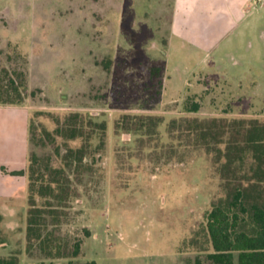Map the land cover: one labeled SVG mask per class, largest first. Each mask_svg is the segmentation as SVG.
Masks as SVG:
<instances>
[{"label":"rangeland","instance_id":"rangeland-1","mask_svg":"<svg viewBox=\"0 0 264 264\" xmlns=\"http://www.w3.org/2000/svg\"><path fill=\"white\" fill-rule=\"evenodd\" d=\"M153 65L164 67L160 79L151 80ZM2 67L26 73L20 108L29 133L25 180L0 197L4 254L24 252L31 155L61 167L57 148L85 144L54 134L72 113L87 133L90 119L105 125L58 208L55 235L82 238V255L50 261L34 251L24 264H196L211 250L206 214L224 196L223 182L213 157L169 124L264 121V0H0ZM188 96L199 112L184 111ZM127 115L163 121L150 133L128 131Z\"/></svg>","mask_w":264,"mask_h":264},{"label":"trees","instance_id":"trees-1","mask_svg":"<svg viewBox=\"0 0 264 264\" xmlns=\"http://www.w3.org/2000/svg\"><path fill=\"white\" fill-rule=\"evenodd\" d=\"M152 79L162 77L164 67L152 66ZM159 86L162 81L159 80ZM26 73L20 69L0 68V106H20L27 93ZM200 101L188 96L184 111L197 113ZM127 130L146 127L154 131L162 121L158 116H124ZM134 120V121H133ZM84 118L72 113L57 120L54 134L66 140L85 141L78 149L67 148L64 154L56 149L63 166L54 167L51 157L32 154L28 166L29 194L26 220V250L29 256L38 251L44 259H75L82 255L83 239L71 243L55 235L61 211L73 194L71 173H76L88 155L87 142L96 132L104 133L105 125L93 123L91 131L84 130ZM138 126V127H137ZM169 132H179L188 138L187 145L202 149L213 157L222 179L224 196L214 201L206 214V232L211 250L196 258V264H264V121L256 118H182L169 124ZM48 138L51 133L45 132ZM103 137V136H102ZM103 138H101L102 140ZM103 141H101L102 143ZM24 175L25 171H13ZM43 204L39 205V201ZM0 213V249L7 243L3 235ZM89 232H87V236ZM0 264H20L19 254H0ZM84 264H97L88 261Z\"/></svg>","mask_w":264,"mask_h":264},{"label":"crops","instance_id":"crops-1","mask_svg":"<svg viewBox=\"0 0 264 264\" xmlns=\"http://www.w3.org/2000/svg\"><path fill=\"white\" fill-rule=\"evenodd\" d=\"M252 1L255 2L254 0H249L250 3ZM28 136L26 112L20 106H0V197L15 195L18 189L11 185L14 182H19L20 178L25 180L24 176H13L11 172L24 170L28 164ZM0 213L2 214L1 208ZM23 248L24 252L21 256L18 253L20 264H24V258L26 259L29 256L26 250V228ZM6 249L10 251L9 242L0 249L2 256H9L13 253L7 252L4 254L3 252ZM28 264L35 263L30 262Z\"/></svg>","mask_w":264,"mask_h":264},{"label":"built area","instance_id":"built-area-1","mask_svg":"<svg viewBox=\"0 0 264 264\" xmlns=\"http://www.w3.org/2000/svg\"><path fill=\"white\" fill-rule=\"evenodd\" d=\"M254 1H258V2H259V1H261V0H254Z\"/></svg>","mask_w":264,"mask_h":264}]
</instances>
